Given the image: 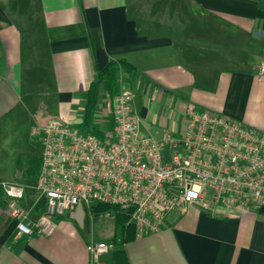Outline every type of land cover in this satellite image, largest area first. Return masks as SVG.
Instances as JSON below:
<instances>
[{"label":"crops","instance_id":"obj_1","mask_svg":"<svg viewBox=\"0 0 264 264\" xmlns=\"http://www.w3.org/2000/svg\"><path fill=\"white\" fill-rule=\"evenodd\" d=\"M111 58L133 66L117 72V93L132 94L142 135L183 129L188 104L264 132V0H0V264H112L90 260L87 245L103 239L84 208L54 218L49 235L26 236L1 188L35 180L39 167L24 171L31 130L52 118L78 126L83 94ZM101 95L93 123L109 135L114 97ZM30 195L23 204L38 217L44 201L32 207ZM122 248L129 264H264V213L187 204Z\"/></svg>","mask_w":264,"mask_h":264},{"label":"built area","instance_id":"obj_2","mask_svg":"<svg viewBox=\"0 0 264 264\" xmlns=\"http://www.w3.org/2000/svg\"><path fill=\"white\" fill-rule=\"evenodd\" d=\"M264 73V63L259 68ZM107 142L84 133L64 118H52L31 130L40 146V166L30 183L2 182L6 208L19 234L49 235L54 218L77 206L97 204L131 209L137 236L159 232L168 212L197 204L258 209L264 207V132L222 113L188 104L186 125L142 135L130 92L113 98ZM44 201L43 213L31 216ZM92 216V215H91ZM114 243L91 242L92 262Z\"/></svg>","mask_w":264,"mask_h":264},{"label":"trees","instance_id":"obj_3","mask_svg":"<svg viewBox=\"0 0 264 264\" xmlns=\"http://www.w3.org/2000/svg\"><path fill=\"white\" fill-rule=\"evenodd\" d=\"M120 69H125L128 72H133V66L122 58H111L105 66L96 72L95 79L91 82L89 88L83 94V111L81 122L77 126L84 133L95 136L101 141L107 142V134L99 129L93 123V117L97 113L98 100L100 92L102 97L109 102L117 93V72ZM22 158L18 160L17 170L21 171ZM27 167L24 170L27 176H32L36 173L39 167V159L35 156L26 158ZM259 212L264 213V207L258 208ZM131 209L123 206H111L106 204H97L91 207V215L95 220H100L102 217L110 216L113 218L114 233L111 238L115 247L111 253L112 264H129L128 258L122 244L134 237L135 228L130 224H126L129 220Z\"/></svg>","mask_w":264,"mask_h":264},{"label":"rangeland","instance_id":"obj_4","mask_svg":"<svg viewBox=\"0 0 264 264\" xmlns=\"http://www.w3.org/2000/svg\"><path fill=\"white\" fill-rule=\"evenodd\" d=\"M105 103H107V101H105ZM104 108H105V106L104 107L102 106L101 110L99 111L98 115L95 118V120L98 122V125H100V126L103 122L109 123V117L107 116L108 113H104V111H103ZM31 145H32L33 156H35L36 158H39L40 146H39L37 139L32 140ZM25 183L30 184V182H25ZM84 210L86 213V226H93L94 238L95 239L96 238L97 239H103V241L105 240L108 243H112L113 241L111 240L110 237H111L113 230H114L113 229V226H114L113 225V218L110 216H105V217H102V219H100V220L93 221L89 218L88 209L84 207ZM114 247H115V245H114ZM111 253H112V251L106 253V255H105V257L108 258V260L111 257Z\"/></svg>","mask_w":264,"mask_h":264},{"label":"water","instance_id":"obj_5","mask_svg":"<svg viewBox=\"0 0 264 264\" xmlns=\"http://www.w3.org/2000/svg\"><path fill=\"white\" fill-rule=\"evenodd\" d=\"M78 208H79L80 211H82V207L81 206H79Z\"/></svg>","mask_w":264,"mask_h":264}]
</instances>
